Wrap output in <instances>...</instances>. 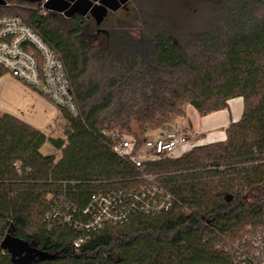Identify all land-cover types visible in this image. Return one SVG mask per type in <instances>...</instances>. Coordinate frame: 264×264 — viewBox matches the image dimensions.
Wrapping results in <instances>:
<instances>
[{
  "label": "trees",
  "instance_id": "obj_1",
  "mask_svg": "<svg viewBox=\"0 0 264 264\" xmlns=\"http://www.w3.org/2000/svg\"><path fill=\"white\" fill-rule=\"evenodd\" d=\"M131 1L100 25L43 10L40 0L0 5V16L19 17L52 47L81 112L60 109L57 138L0 117V245L11 233L56 256L29 264H231L226 244L264 222V0ZM237 97L243 116L223 142L162 156L143 171L112 150V133L141 147L187 106L207 116ZM142 172L180 204L106 224L78 249L80 231L49 228L50 193L83 209L97 192L138 188ZM0 264H16L1 246Z\"/></svg>",
  "mask_w": 264,
  "mask_h": 264
},
{
  "label": "built area",
  "instance_id": "obj_2",
  "mask_svg": "<svg viewBox=\"0 0 264 264\" xmlns=\"http://www.w3.org/2000/svg\"><path fill=\"white\" fill-rule=\"evenodd\" d=\"M1 71L31 86L71 117H81L63 62L43 38L16 16H0ZM111 137L112 150L139 171H143L146 162L171 156L190 144L186 134L174 130L162 131L141 147L134 138L117 133ZM21 166V163L16 165L18 172ZM141 181L135 189L97 192L83 209L71 203L65 192L58 196L50 193L47 198L54 205L46 216L49 228L69 226L80 231V237L74 242V248L78 249L106 224H124L138 214L165 215L180 204L156 176L142 172ZM226 250L231 255V264H264V222L249 226L241 238L226 244Z\"/></svg>",
  "mask_w": 264,
  "mask_h": 264
},
{
  "label": "crops",
  "instance_id": "obj_3",
  "mask_svg": "<svg viewBox=\"0 0 264 264\" xmlns=\"http://www.w3.org/2000/svg\"><path fill=\"white\" fill-rule=\"evenodd\" d=\"M6 2H9V0H0V5L5 4ZM40 2L44 4L43 7L45 8V10L55 11L66 16H72L75 14L86 16L90 13L93 5L97 3L105 5L109 9V14L112 12H118L117 8L122 7L120 5V0H40ZM50 102L53 103L51 100ZM57 109L59 111L58 118L62 121L64 114L59 108ZM243 111L244 100L242 97H237L229 100L228 107L226 109L214 112L207 116H201L194 107L189 105L187 107L185 117L178 119L173 125L166 126L162 130L153 132L149 138L156 137L164 130L181 131L189 137V141L191 143L190 150L198 146L196 144L197 142H199L201 145L223 142L227 139V128L232 123H237L241 120ZM47 113L50 115V117L54 114V112ZM60 123L61 122H54L53 125L55 124V128H59ZM53 130L54 129H49V131H46L42 129L40 131L49 135L50 131ZM45 148L50 151L53 150L49 144H47ZM181 155L182 153L174 156L178 157Z\"/></svg>",
  "mask_w": 264,
  "mask_h": 264
},
{
  "label": "rangeland",
  "instance_id": "obj_4",
  "mask_svg": "<svg viewBox=\"0 0 264 264\" xmlns=\"http://www.w3.org/2000/svg\"><path fill=\"white\" fill-rule=\"evenodd\" d=\"M153 1L156 5H159L161 2H165V0ZM170 3L172 2L170 1ZM42 5L44 4L41 3V7L43 8V10H45ZM120 5L122 7L121 9L119 8L118 11L122 15L125 13L126 9L130 10V8L133 7V3L131 0H120ZM111 18L112 15L110 14L104 20L105 23H109ZM57 108L58 107L51 103L48 98L37 92L34 88L27 85L26 83L14 78L10 73L5 72L0 76V117L4 114H11L23 121L30 123L40 130L44 129L46 131H49V129H54L53 131H50V136L53 135V137L55 138L64 137L66 120L65 117H63L62 121L58 118L59 111ZM47 112H54V114L50 117ZM54 122H61L59 124V128H55V124L53 125ZM47 123L49 126L47 125ZM151 135L152 133L150 134V136ZM125 136H127L128 138H134L133 135ZM196 144L198 146H202L199 142H197ZM190 148L191 143L176 150L174 155L177 156L181 153L183 154L189 151ZM52 152L53 150L50 151L45 147L43 148L44 154H51ZM174 155L172 154L171 156Z\"/></svg>",
  "mask_w": 264,
  "mask_h": 264
},
{
  "label": "water",
  "instance_id": "obj_5",
  "mask_svg": "<svg viewBox=\"0 0 264 264\" xmlns=\"http://www.w3.org/2000/svg\"><path fill=\"white\" fill-rule=\"evenodd\" d=\"M90 15L100 25L109 15V9L103 4H95L90 10ZM1 249L7 251L16 264H29L36 259L52 260L56 256L51 255L36 247L35 243H29L9 233L1 243Z\"/></svg>",
  "mask_w": 264,
  "mask_h": 264
},
{
  "label": "flooded vegetation",
  "instance_id": "obj_6",
  "mask_svg": "<svg viewBox=\"0 0 264 264\" xmlns=\"http://www.w3.org/2000/svg\"><path fill=\"white\" fill-rule=\"evenodd\" d=\"M84 16V15H83ZM85 17H87L88 19H93L94 20V18L90 15V13L88 14V15H86ZM95 21V20H94Z\"/></svg>",
  "mask_w": 264,
  "mask_h": 264
}]
</instances>
